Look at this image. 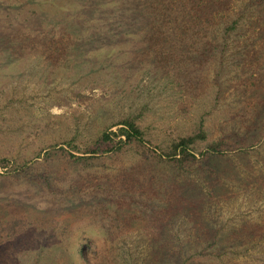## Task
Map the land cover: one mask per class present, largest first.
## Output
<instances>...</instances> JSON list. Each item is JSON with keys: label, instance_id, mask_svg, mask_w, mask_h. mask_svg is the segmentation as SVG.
Returning a JSON list of instances; mask_svg holds the SVG:
<instances>
[{"label": "rangeland", "instance_id": "rangeland-1", "mask_svg": "<svg viewBox=\"0 0 264 264\" xmlns=\"http://www.w3.org/2000/svg\"><path fill=\"white\" fill-rule=\"evenodd\" d=\"M158 10L0 0V264H264V0Z\"/></svg>", "mask_w": 264, "mask_h": 264}, {"label": "trees", "instance_id": "trees-1", "mask_svg": "<svg viewBox=\"0 0 264 264\" xmlns=\"http://www.w3.org/2000/svg\"><path fill=\"white\" fill-rule=\"evenodd\" d=\"M154 4V8L158 10L159 7V2L164 3V0H151ZM187 2V0H185ZM169 3V2H168ZM162 7H166V4H164ZM159 11V10H158ZM123 128H120L118 130V137H123L125 139V142H130L133 139L139 140L141 139L142 133L137 129V127L130 121H125L122 124ZM114 135V134H113ZM203 139V136H197L196 138H183L178 140L177 142H175L172 146V150L170 152V157H175L173 158L174 162L182 165L183 163L186 162H190V161H194L195 157L193 154H191L190 151V147L192 145H194L195 140L197 138ZM100 143L97 146V148L99 147H107L105 150H98L96 152L93 151V154L95 153H107L110 152L112 150V147L110 145V143H112V141L109 138L108 134H103L100 138ZM104 145V146H103ZM210 153H214L217 152L218 150H215V146H208ZM176 156L178 158H176ZM202 156H204L202 154ZM72 160H76V161H80L79 158H75L74 156H70Z\"/></svg>", "mask_w": 264, "mask_h": 264}]
</instances>
